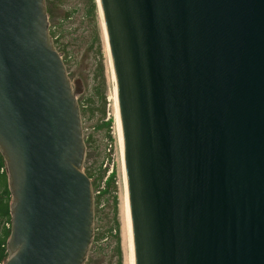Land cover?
<instances>
[{"label":"water","instance_id":"water-1","mask_svg":"<svg viewBox=\"0 0 264 264\" xmlns=\"http://www.w3.org/2000/svg\"><path fill=\"white\" fill-rule=\"evenodd\" d=\"M134 264H264V0H98ZM43 0H0L5 264H84L93 197Z\"/></svg>","mask_w":264,"mask_h":264},{"label":"rangeland","instance_id":"rangeland-1","mask_svg":"<svg viewBox=\"0 0 264 264\" xmlns=\"http://www.w3.org/2000/svg\"><path fill=\"white\" fill-rule=\"evenodd\" d=\"M49 1L48 35L80 109L85 144L82 171L92 177V231L98 241L90 245L87 264H132L120 128L118 131L106 40L96 0ZM2 229L0 225V233Z\"/></svg>","mask_w":264,"mask_h":264},{"label":"trees","instance_id":"trees-1","mask_svg":"<svg viewBox=\"0 0 264 264\" xmlns=\"http://www.w3.org/2000/svg\"><path fill=\"white\" fill-rule=\"evenodd\" d=\"M46 2H50V1L46 0ZM91 9L93 10V9H95V7L93 5H91ZM65 16L67 17V15H65ZM52 37L55 38V35H52ZM79 113H80V109H79ZM84 146H85V144H84ZM2 169H3V171L1 172ZM83 173L88 177L89 180L92 179L90 174H88L86 172H83ZM98 188H99V185H98V187L94 186L95 191L98 190ZM99 194L100 193H98V195ZM11 203H12V197H11V193H10L9 185H8V176H7L5 160L0 153V223L4 222V223H8L9 225L11 224V215H10ZM97 204H98V201H97ZM9 236H10V228L6 229L4 227L0 233V263L6 262L8 259L9 254L7 251V245L6 244H7V241L9 239ZM97 241H98L97 236L96 237L93 236L91 243L96 244ZM87 262H88V258L85 261V263L87 264Z\"/></svg>","mask_w":264,"mask_h":264},{"label":"bare ground","instance_id":"bare-ground-1","mask_svg":"<svg viewBox=\"0 0 264 264\" xmlns=\"http://www.w3.org/2000/svg\"><path fill=\"white\" fill-rule=\"evenodd\" d=\"M96 5H97V12L100 14V17H101V12H100V6H99V1L96 0ZM101 25H102V29H103V32H104V24H103V21H102V17H101ZM104 36H105V33H104ZM106 38V37H105ZM107 40V39H105ZM106 47H107V52H108V61H109V64H110V69H111V57H110V50H109V47H108V44L106 42ZM112 70V69H111ZM111 80H112V83H113V92H114V112L116 113L117 112V117H118V109H117V92H116V87L114 85V78H113V75H112V72H111ZM119 128H120V122H119V117H118V131H119ZM119 138H120V146H121V149H123V141H122V136H121V128H120V131H119ZM120 161H122V150H121V156H120ZM123 167V165H122ZM123 179L125 180L124 182V187H126V176H125V172L123 171ZM125 194H126V188H125ZM126 197V196H125ZM126 213H127V216L130 220V215L128 213V206H127V197H126ZM129 222V221H128ZM130 224V228H129V234H130V243H131V253L133 254V247H132V232H131V222L129 223ZM128 224V226H129ZM132 264H134V258H133V261H132Z\"/></svg>","mask_w":264,"mask_h":264},{"label":"flooded vegetation","instance_id":"flooded-vegetation-1","mask_svg":"<svg viewBox=\"0 0 264 264\" xmlns=\"http://www.w3.org/2000/svg\"><path fill=\"white\" fill-rule=\"evenodd\" d=\"M43 5H44V11H45V15H46V18H47V24H48V14H49V11H50V2H46V0H43ZM3 171V169L1 170V172ZM3 224H4V222L3 223H0V225H2V228H4L3 227ZM3 230V229H2ZM86 261V260H85ZM85 263V262H84ZM0 264H3V262L2 263H0Z\"/></svg>","mask_w":264,"mask_h":264},{"label":"built area","instance_id":"built-area-1","mask_svg":"<svg viewBox=\"0 0 264 264\" xmlns=\"http://www.w3.org/2000/svg\"><path fill=\"white\" fill-rule=\"evenodd\" d=\"M3 227H5L6 229H9L10 228V225L8 223H4L3 224ZM4 264V263H3Z\"/></svg>","mask_w":264,"mask_h":264}]
</instances>
